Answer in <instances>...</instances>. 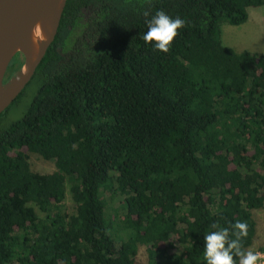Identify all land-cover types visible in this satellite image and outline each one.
<instances>
[{
    "label": "trees",
    "instance_id": "16d2710c",
    "mask_svg": "<svg viewBox=\"0 0 264 264\" xmlns=\"http://www.w3.org/2000/svg\"><path fill=\"white\" fill-rule=\"evenodd\" d=\"M262 6L65 0L54 42L0 115V264H139L140 246L145 264H240L264 209V54L226 47L221 25ZM89 31L79 58L60 60ZM31 155L55 170L34 171Z\"/></svg>",
    "mask_w": 264,
    "mask_h": 264
},
{
    "label": "water",
    "instance_id": "95a60500",
    "mask_svg": "<svg viewBox=\"0 0 264 264\" xmlns=\"http://www.w3.org/2000/svg\"><path fill=\"white\" fill-rule=\"evenodd\" d=\"M55 0H0V76L3 77L18 55L22 67L9 84L1 86L0 115L18 98L32 80L37 67L55 40L61 14ZM37 36L39 53L32 57L30 47Z\"/></svg>",
    "mask_w": 264,
    "mask_h": 264
},
{
    "label": "rangeland",
    "instance_id": "374dc122",
    "mask_svg": "<svg viewBox=\"0 0 264 264\" xmlns=\"http://www.w3.org/2000/svg\"><path fill=\"white\" fill-rule=\"evenodd\" d=\"M90 27H93V22L89 23ZM222 41L226 47L232 48L237 52L248 50L253 53L264 54V6L258 8L249 9V19L241 26H232L229 24H222ZM92 33L87 32L86 35L78 36L75 42L70 45L66 50L59 49L60 60H75L79 58L80 54L84 51L85 43L91 41ZM21 61V60H20ZM22 63V62H21ZM22 67V65H21ZM20 67V69H21ZM19 69V70H20ZM19 70L17 72H19ZM9 67L2 77V83L4 85L9 84L12 79L16 76L17 72L13 77H9ZM252 75H256L258 70L256 66H251L250 71ZM6 80V82H5ZM36 91L34 85L29 86L25 93V97L18 106H13L11 112L8 115L9 119H18L22 116L26 105L31 100L33 94ZM23 152H26L24 150ZM254 151H250V155L253 156ZM31 167L34 171L40 173H52L55 170V164L51 160H44L38 156L31 155L30 157ZM66 204L69 207V211H74V205L70 196L69 191L67 192ZM107 211L110 216L114 217L120 215L123 212V205L119 201H112L107 204ZM40 215L41 212L37 211ZM255 218L257 222V233L253 241V245L249 250V254L240 264H264V209L256 211ZM122 239L116 238V243L112 247V253H116L119 249L117 248ZM164 246L162 243H159ZM137 262L139 264H145L147 262L146 248L140 246L139 255Z\"/></svg>",
    "mask_w": 264,
    "mask_h": 264
},
{
    "label": "bare ground",
    "instance_id": "6f19581e",
    "mask_svg": "<svg viewBox=\"0 0 264 264\" xmlns=\"http://www.w3.org/2000/svg\"><path fill=\"white\" fill-rule=\"evenodd\" d=\"M55 5L58 8V10H60L63 6V0H55ZM30 51H31L33 58H36L38 56L39 40H38L37 36H35L34 39L32 40ZM1 78H2V76H0V97H2V95L4 94V90L1 86Z\"/></svg>",
    "mask_w": 264,
    "mask_h": 264
}]
</instances>
